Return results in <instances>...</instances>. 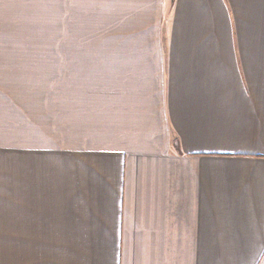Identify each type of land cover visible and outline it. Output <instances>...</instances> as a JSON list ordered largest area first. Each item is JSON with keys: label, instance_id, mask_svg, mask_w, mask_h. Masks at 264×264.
I'll use <instances>...</instances> for the list:
<instances>
[{"label": "crops", "instance_id": "crops-1", "mask_svg": "<svg viewBox=\"0 0 264 264\" xmlns=\"http://www.w3.org/2000/svg\"><path fill=\"white\" fill-rule=\"evenodd\" d=\"M0 264H264V0H0Z\"/></svg>", "mask_w": 264, "mask_h": 264}, {"label": "trees", "instance_id": "trees-1", "mask_svg": "<svg viewBox=\"0 0 264 264\" xmlns=\"http://www.w3.org/2000/svg\"><path fill=\"white\" fill-rule=\"evenodd\" d=\"M171 1H173V0H171Z\"/></svg>", "mask_w": 264, "mask_h": 264}]
</instances>
